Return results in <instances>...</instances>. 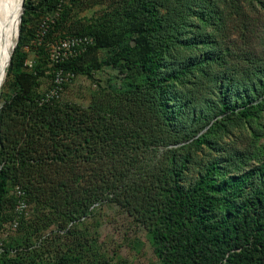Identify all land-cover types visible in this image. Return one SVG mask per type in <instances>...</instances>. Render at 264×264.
Segmentation results:
<instances>
[{"label": "trees", "instance_id": "obj_1", "mask_svg": "<svg viewBox=\"0 0 264 264\" xmlns=\"http://www.w3.org/2000/svg\"><path fill=\"white\" fill-rule=\"evenodd\" d=\"M121 1L110 22L79 28L67 26V0H42L33 28L37 13L24 2L6 69L10 96L0 89V231L16 229L0 264H93L98 236L77 233L76 223L107 203L146 231L162 264H264V50L238 51L219 36L251 1ZM66 36L93 43L62 69L75 76L108 66L122 89L85 108L40 104L34 88L44 71L27 67L23 49L47 59L51 81L48 44ZM99 50L109 56L94 67ZM48 223L63 233L49 245L40 240Z\"/></svg>", "mask_w": 264, "mask_h": 264}, {"label": "rangeland", "instance_id": "obj_2", "mask_svg": "<svg viewBox=\"0 0 264 264\" xmlns=\"http://www.w3.org/2000/svg\"><path fill=\"white\" fill-rule=\"evenodd\" d=\"M250 1V5H244L246 6V17L232 18L228 23L225 22L223 25L224 31L219 36L222 38L224 44H228L226 46L233 45L236 42V50L238 51L241 48L255 45L257 48L256 53L260 55L264 49L260 45L257 47V44H259V37H263L264 0H259L260 4L263 5H260L255 0ZM29 2L28 6L31 11L37 13L35 19L30 24L33 28L37 19L43 16L45 12L44 7L42 8L41 5L42 0H29ZM123 5L121 0H67L65 5L67 26L71 28H79L80 26L95 27L104 22H110V18H114V15H116V10L120 12ZM238 25H241L239 35L234 33ZM242 26H247L243 33ZM17 32L18 26L14 45L17 39ZM64 32L67 31L64 30L59 34H63ZM59 34L57 36H60ZM129 36L127 35V37ZM247 36H249L247 38L248 41L244 39ZM230 49L231 55H234L233 47ZM28 50L30 49L26 47L23 49L28 55L27 67L32 69L38 63L44 71L38 80V84L34 88V95L40 96L50 84L48 61L38 55L36 50ZM108 54L106 50H99L97 59L92 62L94 67L99 62L106 60L109 56ZM236 59L231 58L228 66H239L235 65L237 63ZM5 77L0 89L4 85V94L9 97L11 89L9 81L4 84ZM122 85L123 81L117 78V72L114 69L101 65L99 69L92 70L89 75H85L84 73L75 75L74 80L64 89L57 101L63 104L77 105L85 108L91 106L98 100L105 99L107 95L109 97L112 96L118 89H122ZM261 122L264 124V115L262 116ZM13 195V189H10L8 197L10 198ZM95 207L91 217L76 223V225L78 224L77 233L96 237V239L98 236V241L95 239L96 244L91 253L92 256H95L93 264H162L149 241L146 231L133 223L131 218L120 208L109 203ZM28 208L27 217L32 216L33 213V206L28 205ZM5 214L9 218L13 216L14 209L11 203L6 204ZM15 230L10 223H6L3 226V229L0 231V253L5 241L10 239V237H14ZM57 235L63 236V233L57 232L55 225L48 223V227L43 232L41 239H38L42 240L47 238L49 245L52 243L50 241L51 238ZM72 240L70 238L64 240V242L71 243ZM86 240L88 239L86 238ZM37 244L40 245L41 241H38ZM99 256H101L100 261L98 260Z\"/></svg>", "mask_w": 264, "mask_h": 264}, {"label": "built area", "instance_id": "obj_3", "mask_svg": "<svg viewBox=\"0 0 264 264\" xmlns=\"http://www.w3.org/2000/svg\"><path fill=\"white\" fill-rule=\"evenodd\" d=\"M44 18L38 29L36 44H40L49 26L54 23L58 12ZM93 38L89 36H66L58 38L48 44V56L51 67L53 68V75L49 87L41 94L39 103H49L58 99L64 91V86L70 84L75 76L72 72L65 71L60 65L66 61L74 59L84 53L87 48L92 45ZM15 194L17 196L16 211L24 213L27 209L25 200L23 199L24 193L16 188ZM16 224H14V227Z\"/></svg>", "mask_w": 264, "mask_h": 264}, {"label": "bare ground", "instance_id": "obj_4", "mask_svg": "<svg viewBox=\"0 0 264 264\" xmlns=\"http://www.w3.org/2000/svg\"><path fill=\"white\" fill-rule=\"evenodd\" d=\"M21 1L0 0V86L15 47L16 31L22 11Z\"/></svg>", "mask_w": 264, "mask_h": 264}, {"label": "water", "instance_id": "obj_5", "mask_svg": "<svg viewBox=\"0 0 264 264\" xmlns=\"http://www.w3.org/2000/svg\"><path fill=\"white\" fill-rule=\"evenodd\" d=\"M24 2H25V0H22L21 1V14H20V17H19V21H18V24L20 25V21H21V16H22V14H23V6H24ZM18 37H19V26H18V33H17V40H16V44H17V41H18ZM16 44H15V46H16ZM15 48V47H14ZM13 51H14V49H13ZM12 54H13V52H12ZM12 54H11V56H12ZM10 60H11V57H10V59H9V63H10Z\"/></svg>", "mask_w": 264, "mask_h": 264}]
</instances>
